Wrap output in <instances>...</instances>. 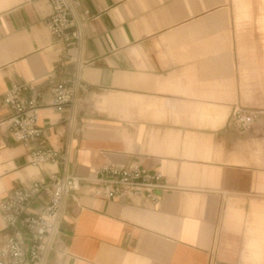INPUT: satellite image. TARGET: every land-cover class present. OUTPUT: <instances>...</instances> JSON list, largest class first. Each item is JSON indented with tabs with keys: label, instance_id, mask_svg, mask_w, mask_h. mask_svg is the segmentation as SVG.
<instances>
[{
	"label": "crops",
	"instance_id": "obj_1",
	"mask_svg": "<svg viewBox=\"0 0 264 264\" xmlns=\"http://www.w3.org/2000/svg\"><path fill=\"white\" fill-rule=\"evenodd\" d=\"M72 1L88 11L77 56L51 34L46 0H0V201L61 170L27 161L53 147L80 187L47 264H264V0ZM75 57L84 92L56 112L52 87ZM15 82L40 91L42 136L27 147L6 130ZM236 106L259 113L240 135ZM131 163L163 174L157 203L91 193L98 168ZM6 233L0 216V247Z\"/></svg>",
	"mask_w": 264,
	"mask_h": 264
},
{
	"label": "built area",
	"instance_id": "obj_2",
	"mask_svg": "<svg viewBox=\"0 0 264 264\" xmlns=\"http://www.w3.org/2000/svg\"><path fill=\"white\" fill-rule=\"evenodd\" d=\"M50 6L48 28L65 47L79 53L83 41V27L88 11H75L72 0H46ZM78 57L76 70L69 81H61L52 87L51 108L63 112L79 101L78 92H84L80 77ZM40 91L30 82L12 83L3 95L2 104L9 111L6 130L23 146L37 142L42 131L38 125V100ZM259 113L247 108L234 107L228 118L231 130L240 135L249 130ZM32 166L46 163L59 164L60 171L50 172L46 180L13 190L0 201V216L7 230L0 247V264H47L49 251L53 248L62 220L65 198L80 187L77 177L69 173V151L40 146L27 154ZM98 179L92 184L95 197L108 200L131 201L141 199L155 204L160 193L170 190L163 174L144 168L137 163L126 166L102 165L97 169ZM43 191L47 202L35 213H25L27 205Z\"/></svg>",
	"mask_w": 264,
	"mask_h": 264
}]
</instances>
